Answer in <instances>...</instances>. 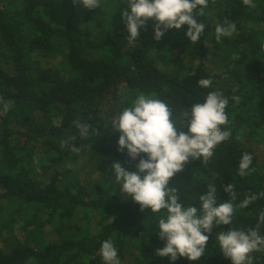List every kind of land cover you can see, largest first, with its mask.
Listing matches in <instances>:
<instances>
[{
	"label": "trees",
	"instance_id": "1",
	"mask_svg": "<svg viewBox=\"0 0 264 264\" xmlns=\"http://www.w3.org/2000/svg\"><path fill=\"white\" fill-rule=\"evenodd\" d=\"M252 3L208 0L195 16L205 25L195 43L187 25L156 41L153 19L129 43L120 11L128 0H100L97 9L73 0H0V264H106L100 248L108 239L120 264H231L218 234L255 229L264 212V162L256 153L264 147V0ZM227 21L236 30L217 42L215 28ZM201 78L212 85L200 87ZM217 90L229 100L221 128L231 136L207 162L190 159L169 186L200 209L209 185L219 205L230 201L224 187L232 183L233 223L213 226L198 261H171L155 254L166 243L157 228L166 210L142 212L115 182L114 162L135 172L147 155L132 160L118 151L112 121L143 94L167 103L187 132L181 112ZM74 121L91 125L86 138ZM244 153L253 160L241 177ZM252 194L258 199L238 207ZM250 256L264 264V250Z\"/></svg>",
	"mask_w": 264,
	"mask_h": 264
},
{
	"label": "clouds",
	"instance_id": "2",
	"mask_svg": "<svg viewBox=\"0 0 264 264\" xmlns=\"http://www.w3.org/2000/svg\"><path fill=\"white\" fill-rule=\"evenodd\" d=\"M74 4H81L86 9H97L100 0H73ZM208 0H128V7L121 9V17L126 25L129 36L127 41L135 43L138 29L144 28L147 21L153 19L154 39L160 41L169 29L181 30L187 25L186 36L192 42H197L204 32L205 25L198 22L195 16L203 15ZM244 5L255 7L252 0H243ZM200 11L194 14V10ZM236 30L234 22L227 26L217 25L215 28L216 41L221 37H228ZM198 85L209 88L211 78H201ZM237 103L240 98L232 97ZM228 98L220 91L209 92L203 102L193 103L188 110L181 112V119L187 121L185 127L178 128L172 117L173 112L167 103L139 94L133 105L123 109L118 118L112 121L114 131L119 132L118 151L127 149V155L136 160L137 171L130 172L121 166L120 162L111 165L115 182L121 185V191L132 197L140 205V210H150L158 213L166 210L167 215L158 221L159 238L165 241L162 249L156 250V255L170 257L176 261L185 257L190 261H198L205 253V246L209 240V233L213 226L231 225L233 223L234 204L237 199L235 186L231 183L224 187L230 201L217 205V188L208 186L205 194L200 195L202 207L185 206L180 202L178 190L170 187V180L183 171L190 159L203 158L205 163L213 156V150L218 144L231 136L230 130H223L227 125L228 114L225 109ZM10 105L5 104L7 112ZM79 130V135L86 138L90 134L91 125L88 123L73 122ZM75 139L70 137L69 140ZM68 141L62 142V144ZM79 151L80 149H75ZM253 156L244 153L239 162V175L247 174ZM264 197V193L260 194ZM258 199L255 194L247 195L238 205L246 208ZM113 219V218H112ZM259 221L255 229L247 231L229 228L221 231L218 236L219 248L231 264H252L250 253L264 250V236L260 235L259 228L264 224V212L259 214ZM100 254L106 264H120L117 258V249L111 239L103 241Z\"/></svg>",
	"mask_w": 264,
	"mask_h": 264
},
{
	"label": "rangeland",
	"instance_id": "3",
	"mask_svg": "<svg viewBox=\"0 0 264 264\" xmlns=\"http://www.w3.org/2000/svg\"><path fill=\"white\" fill-rule=\"evenodd\" d=\"M54 64H56V62H52V63H51V66H53ZM256 153H257V155L259 156L260 161H261V162H264V147H258V148L256 149ZM87 181H88V179H87Z\"/></svg>",
	"mask_w": 264,
	"mask_h": 264
}]
</instances>
